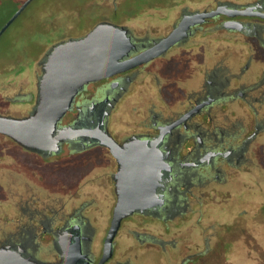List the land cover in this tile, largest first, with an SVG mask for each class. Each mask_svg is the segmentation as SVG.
<instances>
[{"label":"flooded vegetation","instance_id":"af4514ba","mask_svg":"<svg viewBox=\"0 0 264 264\" xmlns=\"http://www.w3.org/2000/svg\"><path fill=\"white\" fill-rule=\"evenodd\" d=\"M223 4L264 12V0L174 2L156 12L169 19L162 25L124 24L133 43L125 58L157 45L184 16ZM228 21L241 25L229 28ZM34 104L22 114L0 113L25 115ZM60 124L93 134L103 129L120 145L155 146L169 163L158 189L165 203L124 218L103 264H187L194 249L211 248L202 224L216 199L221 210L232 209L223 223L235 221L242 239L245 218L264 215V197H247L264 190V17L218 13L192 24L153 58L86 83ZM118 166L111 148L87 133L54 151L27 148L0 132V248L38 262L62 264L70 253L76 264H97L117 199ZM88 184L105 192L82 194ZM135 217L142 223L148 217L149 226L139 230ZM161 221L176 223L171 238ZM121 234L127 241H119Z\"/></svg>","mask_w":264,"mask_h":264},{"label":"water","instance_id":"95a60500","mask_svg":"<svg viewBox=\"0 0 264 264\" xmlns=\"http://www.w3.org/2000/svg\"><path fill=\"white\" fill-rule=\"evenodd\" d=\"M31 1L24 0L12 12L0 27V37ZM218 13L264 17L263 11L253 10L250 5L239 8L223 4L211 10L195 12L184 16L157 45L131 58H125L133 46L126 26L100 20L86 33L61 39L49 46L40 60L41 74L37 82L35 104L28 114L17 116L0 113V132L27 148L58 151L64 141L87 133L99 138L117 157V199L104 240L103 254L97 264H103L112 256L113 242L124 218L134 212L159 207L165 203L158 189L169 163L164 159L163 151L155 146L138 143L120 145L103 129H99V134H93V129L62 126L60 121L86 83L127 70L153 58L186 35L192 24ZM240 25L238 21L226 23L229 28H239ZM71 258V254L67 253L62 264H76ZM0 264L53 263L38 262L25 257L19 250L1 247Z\"/></svg>","mask_w":264,"mask_h":264},{"label":"rangeland","instance_id":"374dc122","mask_svg":"<svg viewBox=\"0 0 264 264\" xmlns=\"http://www.w3.org/2000/svg\"><path fill=\"white\" fill-rule=\"evenodd\" d=\"M23 1H0V27ZM212 1L32 0L0 37V110L22 114L32 107L37 93V81L41 74L40 60L51 45L50 42L54 41L53 43H55L61 39L80 36L100 20L127 24L131 27H138V25H145L149 22L153 25H162L169 19H159L160 15L156 13L159 11V7L167 8L174 2L179 5L195 6ZM231 1L243 2L247 0ZM240 46L246 48L243 43H240ZM104 192V187L96 185L88 184L81 188L82 194ZM251 192L247 193V197L250 199H256L259 202L264 197V190L256 193ZM242 199L241 195L238 197V202ZM217 200L207 203L208 207L206 206V208L209 209V215L208 217L206 215L205 221L208 223L202 224L204 231L209 236L211 248L205 253H202V250L194 249L187 264H264V215H260L259 212L257 222L254 219L250 221L245 218L243 225L248 229V233L241 239L239 238L240 234L234 229L237 225L235 221L230 224L223 223L222 218L229 220L232 209L221 210L222 207ZM248 209L251 208L248 207ZM142 219L146 223H142L138 217H135L132 225L139 230L149 226L147 220L150 219L148 217ZM175 224L172 221L157 223V225H161V231H164L165 226L170 228L168 229L170 234L165 235L166 238L172 237ZM184 231L187 232V230ZM122 239L127 241L126 234L120 235L119 241L123 242ZM131 241L129 240V242ZM251 242H254L253 245L250 244ZM246 246L248 247L246 248ZM166 252H169L170 257L174 258L175 253L172 249ZM164 261L165 255H162L161 262Z\"/></svg>","mask_w":264,"mask_h":264},{"label":"trees","instance_id":"16d2710c","mask_svg":"<svg viewBox=\"0 0 264 264\" xmlns=\"http://www.w3.org/2000/svg\"><path fill=\"white\" fill-rule=\"evenodd\" d=\"M53 42H54V41L50 42L49 44H52ZM49 44H48V45H49Z\"/></svg>","mask_w":264,"mask_h":264}]
</instances>
